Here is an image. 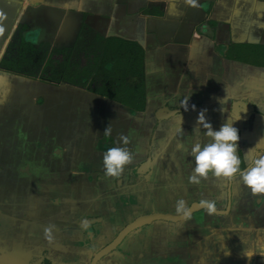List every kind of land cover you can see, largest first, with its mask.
Here are the masks:
<instances>
[{"label": "crops", "instance_id": "0c3cea01", "mask_svg": "<svg viewBox=\"0 0 264 264\" xmlns=\"http://www.w3.org/2000/svg\"><path fill=\"white\" fill-rule=\"evenodd\" d=\"M110 47L142 50V110L41 73ZM263 59L264 0H0V264H264V194L189 183L185 151L206 109L241 170L264 155ZM121 135L133 160L105 177Z\"/></svg>", "mask_w": 264, "mask_h": 264}, {"label": "clouds", "instance_id": "9594fccd", "mask_svg": "<svg viewBox=\"0 0 264 264\" xmlns=\"http://www.w3.org/2000/svg\"><path fill=\"white\" fill-rule=\"evenodd\" d=\"M187 110V103L183 106ZM193 109L195 105L192 106ZM224 112L223 108L220 109ZM206 109L197 114V125L192 132L200 135L202 128L203 136L206 138L203 143L192 141L186 148L187 155L191 158L194 166L188 176L189 183L199 185L201 180L206 179L209 174L213 177L231 181L239 177L240 181L253 194H264V155H259L249 161L244 169H240V159L237 156L239 134L233 126L235 120H227L218 129H213L210 122L205 118ZM181 122V117H180ZM180 130L182 131L181 127ZM111 133V126L104 128L103 135ZM129 139L121 135L120 146L107 148L102 154V168L105 177L117 178L121 175L124 167L133 160V153L127 147ZM203 207L208 214L216 212V205L213 201L201 200L196 205ZM176 211L185 219L190 215L191 208L185 205L180 199L176 202ZM47 232V230H45Z\"/></svg>", "mask_w": 264, "mask_h": 264}, {"label": "trees", "instance_id": "16d2710c", "mask_svg": "<svg viewBox=\"0 0 264 264\" xmlns=\"http://www.w3.org/2000/svg\"><path fill=\"white\" fill-rule=\"evenodd\" d=\"M85 59L86 61L82 65ZM50 61L51 58L48 62ZM65 63L66 61L61 72L63 73L62 77L67 79L70 65L67 66ZM72 73L73 78L69 80L77 85L87 87L90 91L98 94H105L108 98L132 110H142L144 107L143 53L139 47H132L131 50L119 47L116 49L104 48L100 53L90 57L85 56L81 66L74 69ZM130 75L138 78V81L136 83L134 81L132 85L126 81ZM82 79L83 82H81ZM98 83L101 85L99 86ZM107 83L111 84L112 90L103 87Z\"/></svg>", "mask_w": 264, "mask_h": 264}, {"label": "rangeland", "instance_id": "374dc122", "mask_svg": "<svg viewBox=\"0 0 264 264\" xmlns=\"http://www.w3.org/2000/svg\"><path fill=\"white\" fill-rule=\"evenodd\" d=\"M80 52H83V51H80ZM85 53H87L85 50H84V54H77V55H75L73 58H72V63H71V65H70V68H69V70L67 71L68 73H70V72H72V71H74V69H76V68H78V67H80L81 66V63H82V59H84L85 58ZM53 58V57H55V55H51L50 54V56L47 58V60H46V62L44 63V66L42 67V70H41V73L42 74H44V75H50V77H52V75H58L59 76V74L61 73V71H62V69H63V66H65L64 65V55H63V57H60L59 58V60H60V62L56 65V64H52V65H54V68H50V66H49V62H48V60L50 59V58ZM59 57V56H58ZM80 57V58H79ZM21 61H23V62H26L22 57H21V59H20ZM264 60V59H263ZM75 62V64H73ZM67 63V62H66ZM66 65H68V64H66Z\"/></svg>", "mask_w": 264, "mask_h": 264}]
</instances>
